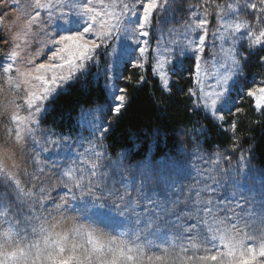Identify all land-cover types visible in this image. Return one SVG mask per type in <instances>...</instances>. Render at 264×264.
Listing matches in <instances>:
<instances>
[{
	"label": "snow or ice",
	"instance_id": "1",
	"mask_svg": "<svg viewBox=\"0 0 264 264\" xmlns=\"http://www.w3.org/2000/svg\"><path fill=\"white\" fill-rule=\"evenodd\" d=\"M166 5L167 0H31L30 10H25L19 4H13L12 7L20 9L16 19L23 18L24 23L21 30L11 37L10 51L5 56H0V68L5 77L4 82L10 88L20 90L22 85L28 86L23 104L29 115L21 117L17 112L10 114L8 119L14 129H7L9 136L14 131L15 142L23 147L25 136L33 132L32 125L39 123L34 117L43 110V102L53 97L64 83L75 78L76 73H86L89 66L96 65L101 56L107 61H114L115 65L125 61L139 69L150 65L162 90L170 91L168 66L173 64L171 51L168 48L162 49L159 44L152 49L147 39L155 14ZM210 6L215 8L217 27L212 36L214 40L220 41L221 60L216 61L213 53L214 63L219 67L212 73L215 86L211 91L205 92L200 86V74L204 70L203 64L206 63L203 57L209 36V17L213 14L209 11ZM242 8L255 13L254 20L241 18L239 13ZM42 12L46 14V18H42ZM54 15L67 19L63 24L57 25L55 33H50L45 25L52 21ZM189 21L184 25L182 55L190 53L195 59L193 77L198 91L190 88L188 95L197 97L194 102L197 108H203L215 121L223 122L225 117L221 113L225 109L232 111L234 98L231 92L239 83L238 78L248 60V55L239 50L240 41H247L249 54L257 48L264 50V0H260L259 8L254 2L241 5L236 0L235 3L224 5L216 3L215 0H201V5L190 14ZM34 27L46 38L44 43L48 46L47 52L50 55L45 53L46 62L35 63L34 59H29L27 64L30 70L22 72L15 66L22 51L21 44L16 41H22L27 47L30 43L27 39L29 35L33 39L37 35L33 32ZM0 39L4 40L5 45L10 43L8 37ZM226 43L229 44L227 48L224 47ZM150 52L155 53L151 58L153 63L149 60ZM36 55L40 56V52ZM259 59L264 63V56ZM114 63L104 65L105 76L109 81V107L106 110L119 116L126 107L128 97L124 88L112 82L119 80L121 76H108L109 72H114ZM65 67L68 69L67 75H58L57 70ZM173 71H177L175 66ZM14 72L15 77L12 75ZM124 79L130 81L131 77ZM33 81L39 82L38 92L31 90L37 87ZM144 81L145 76L141 74L137 83ZM246 94L254 98L258 111L264 110V86L248 88ZM9 103L20 107L15 100ZM242 111L236 107L233 115ZM235 129L236 123L233 122L230 130L235 133ZM94 130L100 131L103 136L108 128ZM33 140L37 142L35 137ZM2 151L4 155L0 156V178L15 186L16 200L27 205L28 210L22 219L15 223L9 222L7 230L0 232V264H264V196L259 201L241 197L244 209L242 213L233 212L229 208L227 212L232 213L231 216L226 214L219 217L213 212L214 202L202 198L200 190H196L194 196L187 195L181 199L177 195L173 198L167 191H147V181L141 180L136 188L145 204L141 213L138 211L141 207L140 200L127 191L129 184L126 183L125 190L121 192L103 179L106 174L100 172L102 154L96 152V160L84 161L90 171L87 183L85 176L77 175V169L67 168L63 171L59 186L63 188L64 195L59 197L58 203L53 201L56 211L61 215L45 216L39 209L44 208L45 201L51 199L49 189L41 187L38 194L32 189L26 190L4 164L5 156L13 159L14 153L7 148ZM243 158L242 155L241 160ZM65 179L68 183H65ZM77 191L80 192V201L87 196L92 203L77 206L74 203L78 200ZM188 191L192 192V188ZM109 198H113L111 206L123 223L136 226L135 233L125 229L117 236H112L95 227L97 222L92 220L91 210L99 201L107 204ZM8 207L0 202V217L6 216ZM233 207H242L241 202L235 201ZM68 211L81 215L68 216ZM185 218L194 222L186 224L183 222ZM83 219L92 222L81 223ZM229 220L232 223H228ZM241 220L247 221L243 228L239 226ZM69 221L70 227H62ZM255 224L261 227L256 229L253 227ZM157 225L159 227H154ZM170 225L177 227L182 234L194 236L188 235L187 244L174 240L169 247L163 248L147 239V236L157 235ZM202 226L205 229L203 240H198L195 237L201 236ZM151 248L156 251L150 253ZM190 251L192 255H188Z\"/></svg>",
	"mask_w": 264,
	"mask_h": 264
},
{
	"label": "rangeland",
	"instance_id": "2",
	"mask_svg": "<svg viewBox=\"0 0 264 264\" xmlns=\"http://www.w3.org/2000/svg\"><path fill=\"white\" fill-rule=\"evenodd\" d=\"M128 2H134V0H128ZM193 2H196L197 6L201 5V0H193ZM215 2L227 5L228 3H235L236 0H219ZM245 2L253 3L254 0H239L241 5ZM13 4H19L25 10H30L31 0H0V37H8L10 41L8 45H5L4 40L0 39V56H5L10 51L12 47L11 37L15 32L21 30L24 23L23 18L20 20L16 19L20 14V9L12 7ZM175 5L172 0H167L166 7L155 14L152 29L147 38L152 49H155L158 44L162 49H170V58L173 60V64L168 66L169 76L174 64H180L183 57L191 56L190 53H184L182 55L184 25L190 21L189 18L186 19L176 15L177 11L173 8ZM193 8H195L194 11L197 10L196 6ZM63 11L67 12L68 9H63ZM209 11L213 14L209 17V36L206 41L207 47L203 57L206 63L203 64L204 70L200 74L202 81L200 86L204 88L205 92L211 91L215 86V79L212 73L219 67L218 64L214 63L213 53H215L216 61L221 60L220 41L214 40L212 36V32L217 27L214 14L215 8L210 6ZM249 11L251 10L242 8L239 13L240 17L251 21V19L242 15V12ZM41 16L42 18H46V14L43 12ZM161 16H165L166 19L174 16L178 25L167 28L168 26H165V22H170L165 21ZM66 19L67 17L59 18L58 15H54L52 21L46 24L45 27L48 32L55 33L57 31V25L63 24V21ZM163 24L164 27H162ZM33 32L37 33V35L35 39H33L32 35H29L27 39L30 43L27 47H25L22 41H16V43L21 44L22 51L15 66L19 67L22 72L30 70V66L27 64L29 59H34L35 63L46 62L47 55H50L47 52L48 46L44 43L46 38L40 35L35 27L33 28ZM243 41L246 42L245 45L247 46V41ZM117 46L119 47L120 45L117 44ZM224 47H229V44H224ZM37 52H40V56L36 55ZM154 55V52L149 53L150 63L154 62L151 59ZM109 62L114 63V61H107L101 56L99 57L98 63L96 65H90L86 73L92 72L94 77L103 76L106 78L104 65ZM121 63L119 65H115L114 63V72H109L108 76L116 75ZM205 72H207V75H205ZM67 73V67L62 70H57L58 75H67ZM83 74L76 73L75 78L64 83L61 88L57 89V92L63 89L68 83L77 80ZM12 75L15 77L16 73L14 72ZM4 81L5 77L2 68H0V156L4 155L2 151L4 148L14 153L13 159H7L5 156L4 164L9 171L16 175L26 190L32 189L38 194L41 187L49 189L51 199L45 201L44 208L39 209V206L36 205L39 211L45 216L61 215L60 212L56 211L53 201L58 203L59 197L64 195L63 188L59 186L63 171L67 168H75L78 170L77 175L85 176V183H87V179L90 177V171L84 161L96 160L94 154L96 152L102 154L100 172L106 174L103 179L110 186H114L121 192L125 190V184H129L130 186L127 188V191L134 198L140 200L141 207L138 211L141 213L144 211L145 204L136 191L141 180L147 181V191L151 192L153 189L167 191L173 198L177 195L181 199L187 195L194 196L195 191L200 190L202 198L211 199L214 202L213 212L219 217H223L226 214L231 216L232 213L227 212L229 208H232L233 212L242 213L244 209L241 197L249 200L255 198L259 201L264 196V170L258 168L252 162L247 151H244L238 145H235V150H233L234 146L227 149L214 148L213 151L204 150L202 144L195 140V136L185 129H181L179 132L180 143L177 153L170 154L162 160H155L149 157L144 160L134 161L129 157L127 152H120L116 156L110 155L103 146L100 131L94 130L96 128L106 127V118L109 117L111 119V115L113 114L110 111L107 114L106 110L109 107V101L107 104L86 108L80 114L78 128L62 133L46 127L41 122L42 114L47 108L49 100L56 95V92L53 97L43 102V110L34 117L39 123L38 125H32L33 132L25 136L24 145L21 147L14 140V131L11 137L8 134V128L14 129V125L9 121L8 117L12 112H17L21 117H27L29 115V111L23 104V99L26 95L25 89L28 86L22 85L20 90H14L6 85ZM32 83L36 84L37 87L31 90L38 92L39 82L33 81ZM108 83L109 81L106 79V86ZM262 86H264V78L257 81L256 87ZM195 89L198 91L196 84ZM13 100L20 104L19 108L16 107V104L9 103ZM236 102L237 100L234 101V104ZM5 105H7L6 108ZM97 109H104V111L97 112ZM225 111L227 109L221 114ZM33 137H35V141L37 142H34ZM242 155L244 157L243 160H241ZM92 179H95V177H92ZM114 181L115 183H113ZM65 183H68L66 179ZM189 188H192V192L188 191ZM76 195L78 200L74 203L77 206L92 203L91 199L87 196H85L83 201H80L79 191L76 192ZM112 199L109 198L107 204L104 201L97 202V206L91 210L92 220L97 222L95 227L101 228L105 234L112 236H117L119 232L125 229H130L135 233L137 231L136 226L134 224L123 223L122 218L111 206ZM235 201H240L242 207L234 208L233 204ZM0 202L9 206L6 216L0 217V232H3L9 227V222L15 223L16 220L22 219L23 214L27 213L28 206L16 200L15 186L10 182H6L3 178H0ZM116 202L120 203L119 201ZM66 215L78 217L81 213L68 211ZM92 220L83 219L80 222L89 224ZM183 222L190 224L194 221H188L185 218ZM246 222L245 220H241L239 226L243 228ZM228 223H232V221L229 220ZM21 226L23 227V225ZM70 226L71 221L62 225L64 228ZM154 227H159V225ZM253 227L259 229L261 225L255 224ZM200 231L201 236L195 238L203 240V233L205 231L203 226ZM188 235L194 236V234H182L177 227L170 225L168 228L162 229L157 235L147 236V239L151 240L154 245H159L163 248L169 247L174 240L177 243L183 242L187 244ZM206 246L210 247L211 245ZM155 251V248L149 249L150 253ZM192 254L191 251L188 253V255ZM198 254L202 255L204 253Z\"/></svg>",
	"mask_w": 264,
	"mask_h": 264
},
{
	"label": "trees",
	"instance_id": "3",
	"mask_svg": "<svg viewBox=\"0 0 264 264\" xmlns=\"http://www.w3.org/2000/svg\"><path fill=\"white\" fill-rule=\"evenodd\" d=\"M172 2L177 5L173 6L177 11L176 15L186 19L191 11H194L193 7H198L193 0ZM254 3L260 7V0H254ZM242 15L252 21L255 13L242 12ZM174 16L170 19L161 16L170 22H165L167 28L178 25ZM245 44L242 40L239 50L248 55V60L238 78L239 83L231 92L237 102L231 112L227 110L223 113V122L215 121L202 108H197L194 103L196 97L188 95L190 88L195 89L194 57L185 56L180 64L173 65L177 71L174 72L172 67L168 92L162 90L160 81L153 76L150 65L139 69L133 68L126 61L122 62L116 74L121 78L114 80V83L126 90L128 102L119 116L111 115V119L106 118L108 131L101 137L106 152L112 156L127 152L134 161L149 157L162 160L177 153L179 132L185 129L195 136V140L202 144L204 150L227 149L234 144L240 146L248 152L252 162L264 170V110L258 111L254 98L246 94L248 88L256 87L257 81L264 78V63L259 59L264 56V50L257 48L249 54ZM141 74L145 76V81L138 84ZM128 76L131 77L130 81L124 79ZM108 101L106 78L94 77L92 72H88L68 83L49 100L41 122L46 127L62 133L75 130L78 128L82 111L92 106L107 104ZM236 107L243 111L233 115ZM233 122L236 123L235 133L230 130Z\"/></svg>",
	"mask_w": 264,
	"mask_h": 264
}]
</instances>
